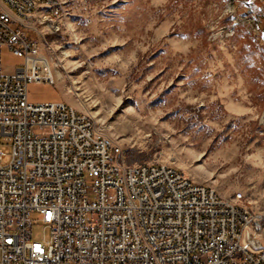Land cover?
Here are the masks:
<instances>
[{
	"label": "rangeland",
	"instance_id": "rangeland-1",
	"mask_svg": "<svg viewBox=\"0 0 264 264\" xmlns=\"http://www.w3.org/2000/svg\"><path fill=\"white\" fill-rule=\"evenodd\" d=\"M58 1L42 46L56 85L30 84L28 100L65 102L129 165L175 167L264 217V0ZM21 63L4 49L6 72ZM0 151L7 165L1 136Z\"/></svg>",
	"mask_w": 264,
	"mask_h": 264
},
{
	"label": "built area",
	"instance_id": "built-area-1",
	"mask_svg": "<svg viewBox=\"0 0 264 264\" xmlns=\"http://www.w3.org/2000/svg\"><path fill=\"white\" fill-rule=\"evenodd\" d=\"M62 14L58 0H0V264H264V217L243 194L129 165L93 118L28 100L30 84L56 85L42 46ZM5 48L22 60L10 73Z\"/></svg>",
	"mask_w": 264,
	"mask_h": 264
},
{
	"label": "crops",
	"instance_id": "crops-1",
	"mask_svg": "<svg viewBox=\"0 0 264 264\" xmlns=\"http://www.w3.org/2000/svg\"><path fill=\"white\" fill-rule=\"evenodd\" d=\"M14 69H12V70H9L8 72L10 73V72H12Z\"/></svg>",
	"mask_w": 264,
	"mask_h": 264
}]
</instances>
